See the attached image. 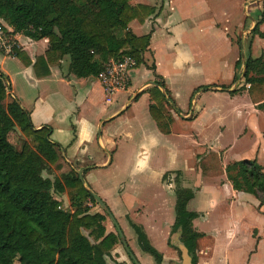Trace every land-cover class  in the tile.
Here are the masks:
<instances>
[{"label": "rangeland", "instance_id": "1", "mask_svg": "<svg viewBox=\"0 0 264 264\" xmlns=\"http://www.w3.org/2000/svg\"><path fill=\"white\" fill-rule=\"evenodd\" d=\"M138 1L153 3L157 8V14L145 22L133 20L130 26L138 34L158 29L159 38L162 39L160 46L165 51L163 63L168 71L166 86L169 88L170 100H167L170 102H165L166 110L176 117L171 133H163L149 114L145 101L139 102L136 118H131L124 127L132 126L135 141L145 139L152 144L145 167H136L126 151L130 142L124 138L121 143L123 152L114 156L113 164L86 170L83 180L107 203L140 264H184L180 232H173L176 215L175 171L181 170L182 185L195 190V197L188 203L190 209L204 208L210 215L229 214L230 196L222 190L228 178L226 165L245 158H258L259 163L264 165V111L251 106L246 92L248 90L254 102L260 101L264 99V83L255 85L253 93L243 75L242 67L249 54L246 49L248 43L241 46L242 23L246 19L251 20L244 11V0ZM263 10L264 2L259 16ZM251 31L246 33L247 41ZM254 48L256 51L252 55L257 57L262 50L256 45ZM236 57H241L243 66L239 67L235 79ZM2 58L3 54L0 53V60ZM147 58L148 65L155 63L152 54H147ZM6 61V68L12 72L18 70L15 59L8 56ZM146 62L136 66L137 84L147 75ZM5 77L8 80L6 74ZM207 85L208 88L205 87ZM217 85L221 90L216 88ZM222 85H229L243 93L231 96L222 89ZM12 89L18 101L24 102L28 108L35 107L39 89L29 86L24 79H21L18 87L13 85ZM10 90L11 85L6 103L16 98ZM60 93V88L53 90L46 98L50 106L63 110L66 101ZM197 111H201L198 118ZM53 120L62 131L66 126H75L74 118L72 123L69 120L64 122L54 114ZM4 136L18 149L25 142L36 148V141L18 125L8 129ZM88 143L90 151L76 157L80 165L89 166L102 161L107 154L96 139ZM64 147L58 143V162H62L59 165L48 164L43 171L44 177L49 179L48 184L61 177L65 169L72 170L63 166V161L68 163L63 155ZM166 171L167 175L163 178ZM205 189L208 191L205 192ZM53 194L59 196L63 207L66 205L64 208L73 209L66 191L54 190ZM215 195L222 201L220 207L213 209V204H206V201ZM89 204L90 212L105 214L107 231L117 232L112 218L102 205L99 202ZM130 220L143 225L151 243L162 254V261L159 262L154 255L140 247ZM247 225L250 226L249 220H243V226ZM83 232L93 240L89 230L83 228ZM117 245L111 255L106 256V264H117L116 261L135 264L123 243L120 241Z\"/></svg>", "mask_w": 264, "mask_h": 264}, {"label": "trees", "instance_id": "2", "mask_svg": "<svg viewBox=\"0 0 264 264\" xmlns=\"http://www.w3.org/2000/svg\"><path fill=\"white\" fill-rule=\"evenodd\" d=\"M157 13L155 5L133 4L131 0H0V18L12 27L9 31L4 26L9 35L20 32L49 41L45 54L34 63L22 49L15 47L14 53L25 64L33 63L39 72L40 66L48 68L68 55L70 72L80 77L98 76L110 59L124 55L135 57L137 65L146 62L144 53L153 31L138 35L130 23L136 19L145 22ZM263 17L264 11L261 20ZM259 22L253 28L254 33L259 32ZM240 63L241 57L236 67ZM148 67L155 75L154 85L148 88L153 99L150 113L160 130L170 133L174 117L165 105L170 102L169 90L164 77L156 72V64ZM243 75L252 92L255 85L264 83V53L246 59ZM9 82L0 70V264H106V256L121 241L119 233L107 231L105 214L90 212L89 202L98 201L75 169L48 184L43 171L48 164L58 161V143L51 139L50 126L34 127L30 112L16 98L6 103ZM221 87L230 92L237 90H231L229 85ZM259 104L264 108V101ZM15 125L36 141V148L25 142L18 149L4 136ZM175 172L173 232H180V240L195 264L201 233L194 220L200 212L190 209L188 203L196 193L181 184V170ZM226 173L235 190L255 194L259 205H264V165L258 158L233 160L226 165ZM166 175L167 172L163 178ZM54 190L66 191L73 209L64 208ZM130 224L140 247L162 261V254L151 243L143 225L133 220ZM83 228L90 231L93 240L84 234Z\"/></svg>", "mask_w": 264, "mask_h": 264}, {"label": "crops", "instance_id": "3", "mask_svg": "<svg viewBox=\"0 0 264 264\" xmlns=\"http://www.w3.org/2000/svg\"><path fill=\"white\" fill-rule=\"evenodd\" d=\"M139 2L142 1L131 0L133 4ZM263 2L264 0H244V2H242L244 4V11L247 16L251 17V20L247 21L246 19L242 23L243 30L241 37H243V40H241V46L243 47L245 43H248L246 49L248 50L249 56L252 57H255L252 55V53L256 51L254 45L262 50L260 55L264 53V35L260 34L264 33V17L263 20H261L262 14L259 16ZM143 3L153 4L150 2ZM158 19L159 18H157V20ZM258 21H260L258 25L259 32L254 33L253 28ZM0 23L9 31H12V27L2 18H0ZM250 31L251 36L249 37V41H247L246 33ZM10 36L18 47L31 58L33 63L38 56L45 54L49 46L47 38L34 39L20 32L12 33ZM161 40L162 39H160L158 35V29L156 28V30L152 32L150 44L144 56L146 61L148 60L147 54L150 53L154 56L156 72L164 77V81L166 85H168V71L163 63L165 51L160 46ZM0 53L3 54V58L0 60V69L9 78V83L11 85L10 93L13 97L17 99L12 87L13 85L18 87V84L21 83V79H24L29 86L39 89L37 104L34 108H28L24 102H19L30 112L34 127L40 128L44 125L51 126L52 141L61 143L65 146L63 148V155L68 162L65 163L63 161V166L65 168L75 169L78 173L81 171L83 175V173L90 168L112 165L114 156L123 152L121 143L124 138L126 141L130 142L126 151L131 155V159L136 167H145L151 153L152 144L145 139L135 141V136L131 130L132 126L126 125L124 127V125L131 118H136L137 104L143 100L145 101L146 107H148L149 114H151L149 107L153 99L148 88L154 85L155 75L153 70L148 67L149 65L147 62V75L144 77V80L137 84L138 76L137 68H135L133 70L134 73L131 74L129 86L107 97L98 76L89 75L80 77L70 72V58L68 55L63 56L58 62L49 64L48 68L45 65L40 66L39 72H37L33 63L29 65L25 64L15 53H6L1 49ZM8 56L15 59L16 63H18L17 71L12 72L10 69L6 68V58ZM237 59L236 57L234 61V77L237 75L236 73L239 67L243 66V61H241L236 67ZM242 68L244 69L245 66ZM47 69L49 70L48 73L46 72ZM219 87L218 85L216 86L217 89H220ZM59 88L61 90V96L66 101V108L63 110L55 109L53 106H50L46 98L47 94ZM161 89L164 91L163 88ZM230 89L232 90L233 88ZM225 91L234 97L239 93H243L239 90L235 92H230L229 90ZM246 92L248 93L247 96H249L251 106L259 111H264V108L259 104L263 102L264 99L260 100L258 103L254 102L248 90H246ZM137 94L138 96L135 97ZM200 113L201 111H197L196 118L199 117ZM54 114L64 122L69 120L68 122L72 123V118H74L75 126H66L63 131L60 130L58 126L54 124ZM93 138L97 140V144L100 148L107 153L105 158L89 166L78 164L76 157L79 154L90 151V144L88 141L90 142ZM61 162L57 161L55 164L59 165ZM63 172H68V170L65 169ZM220 187L222 188V186ZM222 190L227 192L230 196L229 214L210 215L205 212L204 208L198 209L200 216L194 220V226L201 233V236L198 240V261L195 264H264V205H259V199L255 194L235 190L228 178ZM207 191L208 189H205V192ZM54 196L60 199L58 195ZM215 196L213 199L209 198L206 201V204H213V209L220 207L222 201L219 197ZM243 220H249L250 226H243ZM117 244L113 249L118 247Z\"/></svg>", "mask_w": 264, "mask_h": 264}, {"label": "built area", "instance_id": "4", "mask_svg": "<svg viewBox=\"0 0 264 264\" xmlns=\"http://www.w3.org/2000/svg\"><path fill=\"white\" fill-rule=\"evenodd\" d=\"M15 47L18 45L12 40L4 25L0 23V49L6 53H14ZM136 66L137 61L131 55H124L120 59H110L109 63L98 74L107 97L129 86L131 74Z\"/></svg>", "mask_w": 264, "mask_h": 264}, {"label": "water", "instance_id": "5", "mask_svg": "<svg viewBox=\"0 0 264 264\" xmlns=\"http://www.w3.org/2000/svg\"><path fill=\"white\" fill-rule=\"evenodd\" d=\"M79 175H80V179L83 180V175H82L81 171H79ZM89 190L92 192V190L90 188H89ZM94 196H95L96 200L100 203V205H102V207L105 209V211L112 218V220L116 226L117 232L120 235L121 242L125 246L126 250L128 251L130 257L133 259L134 263L140 264V261L138 260L137 256L135 255V253L131 249V247H130L127 239H126V235H125L121 225L119 224L118 220L116 219L115 215L112 213V211L110 210V208L108 207L106 202L100 196H98L95 193H94ZM180 248L182 249V253H183V257H184V264H192V256L189 253L188 248L186 247V245L183 242L180 244Z\"/></svg>", "mask_w": 264, "mask_h": 264}]
</instances>
